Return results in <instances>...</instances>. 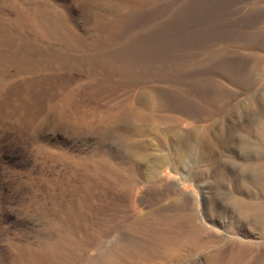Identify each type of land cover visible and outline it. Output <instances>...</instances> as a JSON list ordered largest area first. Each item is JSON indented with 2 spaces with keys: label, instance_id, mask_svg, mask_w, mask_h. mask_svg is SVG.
I'll use <instances>...</instances> for the list:
<instances>
[{
  "label": "rangeland",
  "instance_id": "1",
  "mask_svg": "<svg viewBox=\"0 0 264 264\" xmlns=\"http://www.w3.org/2000/svg\"><path fill=\"white\" fill-rule=\"evenodd\" d=\"M0 264H264V0H0Z\"/></svg>",
  "mask_w": 264,
  "mask_h": 264
},
{
  "label": "bare ground",
  "instance_id": "2",
  "mask_svg": "<svg viewBox=\"0 0 264 264\" xmlns=\"http://www.w3.org/2000/svg\"><path fill=\"white\" fill-rule=\"evenodd\" d=\"M251 204V203H250ZM259 204V203H258ZM236 206V205H235ZM254 206V205H253ZM250 208V207H249ZM238 211V210H237ZM247 211V210H246ZM241 214L238 215L239 218L243 219L245 216V213H243V211L240 212ZM218 254V253H217Z\"/></svg>",
  "mask_w": 264,
  "mask_h": 264
}]
</instances>
